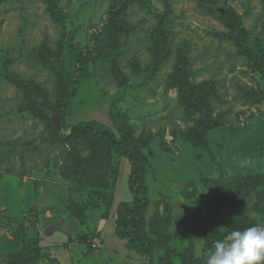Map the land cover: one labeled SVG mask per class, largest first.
Listing matches in <instances>:
<instances>
[{
	"label": "rangeland",
	"instance_id": "obj_1",
	"mask_svg": "<svg viewBox=\"0 0 264 264\" xmlns=\"http://www.w3.org/2000/svg\"><path fill=\"white\" fill-rule=\"evenodd\" d=\"M113 1L59 0L69 18L58 22L43 0L0 4V245H6L0 247V263L6 253L20 248V242L10 237L24 230L28 237L40 235L39 264L143 262L115 235L117 207L132 200L129 161L116 159L119 177L111 207L102 204L89 211L85 223L71 217V201L82 203L87 195L69 196L70 185L60 175L63 163L56 160L60 148L47 141L46 123L19 112L22 95L11 81L16 75L31 79L56 102L59 83L54 64L72 70L69 38L74 24L79 26L74 43L86 48L91 31L102 29ZM223 2L216 10H229L241 18L247 42L253 47L264 43L261 0ZM205 6L200 0H136L129 11L134 36L116 63L109 56L115 52L92 56V76L72 100L68 120L73 125L98 121L113 128L110 114L116 112L126 117L135 139L148 134L149 141L142 142L150 193L146 217H152L159 202L164 215H170L171 246L180 253L192 247L195 255L201 245L206 251L207 212L215 199L204 179L222 174L228 181L242 173L264 174V75L254 60L240 53L238 35L234 33L235 41L228 38L230 30ZM45 44L49 51L45 52ZM181 56L188 60L190 82L215 81L223 99L215 105L216 127L206 140L189 134L199 115L189 112L178 88L171 85ZM257 201L250 195L240 202L236 215L248 216V222L237 217L238 229L264 226V211ZM35 205L39 214L33 212ZM234 213L229 208L223 211L215 231L229 230ZM162 254L157 253L154 264ZM54 258L58 261L50 262ZM174 264H182L181 259L175 258Z\"/></svg>",
	"mask_w": 264,
	"mask_h": 264
},
{
	"label": "trees",
	"instance_id": "obj_2",
	"mask_svg": "<svg viewBox=\"0 0 264 264\" xmlns=\"http://www.w3.org/2000/svg\"><path fill=\"white\" fill-rule=\"evenodd\" d=\"M4 1L0 0V4ZM43 1L50 5L49 10L54 21L69 18L67 12L62 11L58 6L59 0ZM261 2L264 9V0ZM135 3L136 0H114L109 7L102 29L91 31L89 46L86 48L74 43L75 35L79 30V26L74 24L75 29L69 38L72 70L61 64L60 66L54 64L59 83L56 102H52L48 90L43 85L20 75L14 76L11 80L12 84L22 95L19 112L31 113L35 118L46 123L50 134L47 141L50 145L60 148L56 160L57 164L63 163L60 175L70 185L69 196L72 197L75 193L87 195L82 203L74 205V201H71V206L68 208L71 217L85 223L89 211L96 210L102 204L108 207L114 204L115 184L119 177V164L116 159H127L131 165L128 186L132 200L121 202L117 207L116 237L125 241V247L129 251L143 258L141 264H154L158 252L163 253L158 259L159 264H174V259L177 257L181 259L182 264H205V257H196L192 247L180 253L171 246L174 236L169 232L170 215H164L159 202L155 204L152 217L149 220L146 217L150 206V193L146 182L148 159L143 152L142 142L149 141L146 138L148 134L141 135L139 140L135 139L131 136L132 131L126 122V117L116 112L110 114L113 128L98 121L75 125L68 123L73 113L72 100L77 96L82 82L92 76L90 70L92 56L115 52L109 56L116 63L120 50L126 47L129 39L134 36L136 28L130 22L129 11ZM204 3L206 10L214 12L222 25L230 30L228 38L235 41L236 37L233 35L234 33L238 35L236 44L240 53L247 54L254 60L256 69L264 75V43L257 42L254 47L251 46L247 42L248 31L243 27L241 18L235 13H230L229 10L224 13L216 10L217 6H223L225 3L223 0H200L202 6ZM226 34L228 33H219L222 36ZM43 48L45 52L49 51L46 44ZM187 65L188 60L185 56L178 58L177 68L172 76L175 82L173 81L171 85L178 88L182 104L189 112L192 115H199L189 134L202 141L206 140L209 133L215 129V105L221 103L223 99L215 81L201 85L192 84L187 74ZM55 115L59 116L61 131L55 126ZM203 183L215 194L214 202L207 212L209 222L207 251L215 240L238 229L239 219L241 222H248V216L236 215L241 207L238 205L240 202L242 205L248 196L254 195L264 211V174L242 173L231 177L228 181L222 174H218L215 177L205 178ZM227 208L235 212L230 229L216 232L215 222ZM13 237L20 242V249L5 255L0 264H39L43 259L40 238L28 237L26 230L14 233ZM54 261L58 260L54 258L50 262L54 263Z\"/></svg>",
	"mask_w": 264,
	"mask_h": 264
},
{
	"label": "clouds",
	"instance_id": "obj_3",
	"mask_svg": "<svg viewBox=\"0 0 264 264\" xmlns=\"http://www.w3.org/2000/svg\"><path fill=\"white\" fill-rule=\"evenodd\" d=\"M196 255H203L205 264H264V226L232 230L215 240L206 252L201 245Z\"/></svg>",
	"mask_w": 264,
	"mask_h": 264
},
{
	"label": "crops",
	"instance_id": "obj_4",
	"mask_svg": "<svg viewBox=\"0 0 264 264\" xmlns=\"http://www.w3.org/2000/svg\"><path fill=\"white\" fill-rule=\"evenodd\" d=\"M34 207H35V208H34ZM32 209H33V212H34V213H38V214H39V209H38V207H37L36 205L33 206ZM41 213H42V212H41ZM9 217H10V216H9ZM26 231H27V230H26ZM39 236H40V235H39ZM39 236H36V237L34 236V237H31V238H38ZM39 238H40V237H39ZM10 239L13 240V241H15V240H14V237H10ZM40 239H41V238H40ZM14 246H16V244H15ZM0 247H6V245L1 244ZM11 248H12V246H11ZM19 249H20V248H19ZM19 249H18V250H19ZM18 250H14V251H11V252L6 253V254H10V253L16 252V251H18Z\"/></svg>",
	"mask_w": 264,
	"mask_h": 264
},
{
	"label": "water",
	"instance_id": "obj_5",
	"mask_svg": "<svg viewBox=\"0 0 264 264\" xmlns=\"http://www.w3.org/2000/svg\"><path fill=\"white\" fill-rule=\"evenodd\" d=\"M54 123H55V126L57 128L58 131H61V128H60V119H59V116L58 115H55L54 116Z\"/></svg>",
	"mask_w": 264,
	"mask_h": 264
}]
</instances>
